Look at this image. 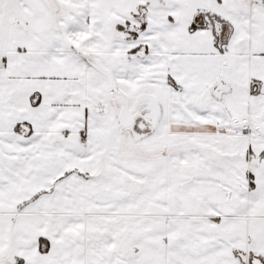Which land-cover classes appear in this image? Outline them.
Instances as JSON below:
<instances>
[{
  "label": "crops",
  "instance_id": "crops-1",
  "mask_svg": "<svg viewBox=\"0 0 264 264\" xmlns=\"http://www.w3.org/2000/svg\"><path fill=\"white\" fill-rule=\"evenodd\" d=\"M210 16L223 42L188 41ZM263 131L264 0H0V264H264Z\"/></svg>",
  "mask_w": 264,
  "mask_h": 264
},
{
  "label": "water",
  "instance_id": "water-1",
  "mask_svg": "<svg viewBox=\"0 0 264 264\" xmlns=\"http://www.w3.org/2000/svg\"><path fill=\"white\" fill-rule=\"evenodd\" d=\"M94 67L100 71L103 75H105L108 78L109 84L111 89L114 93H119L116 81L114 79V76L111 71L108 69L103 68L102 66H99L97 64H94ZM228 90V87H224V85L219 84L215 91L214 95L218 98L222 96V94ZM146 102V106L143 108L144 110L148 111L147 115L143 114L140 110V104ZM161 104L159 100L156 98V96L148 93H142L137 96L133 104L130 106L129 103L124 104L119 113V121H118V127L121 132H127L129 131V128H131L136 121V119L140 116H143L148 122V130L144 132H131V136L135 142L141 141L143 138L154 132L158 126L160 116H161ZM143 114V115H142ZM142 128H144V124L141 125ZM261 259L254 255L251 260V264H261Z\"/></svg>",
  "mask_w": 264,
  "mask_h": 264
},
{
  "label": "rangeland",
  "instance_id": "rangeland-1",
  "mask_svg": "<svg viewBox=\"0 0 264 264\" xmlns=\"http://www.w3.org/2000/svg\"><path fill=\"white\" fill-rule=\"evenodd\" d=\"M254 1H256V0H254ZM217 17V16H216ZM156 19H158V18H156ZM156 21V23L160 26L161 24H162V22H161V20L160 19H158V20H155ZM151 23L152 22H149V24H148V27H147V29L146 30H149L150 28L152 29V27H151ZM160 23V24H159ZM179 23H176L175 25H178ZM224 22H222V21H219V20H217L215 17H213V16H210V17H207V19H206V21H205V24H204V26L205 27H203V26H201L200 24H199V22L198 21H195V19L192 21V23H191V25L189 26V28H188V41H195V40H197L198 38H200V33L203 31V30H205L206 28H209V29H211L212 31H213V33H214V37L216 36V41H218V39L220 38V34L223 32V29H224ZM163 27V26H162ZM165 27V26H164ZM164 27H163V29H164ZM126 29H119V32H126L127 30L128 31H131V30H135V28L134 27H125ZM159 29H161V27H158V30ZM176 29H178V27H175L174 26V31L172 32V35H171V37H172V39L174 38V36L176 35ZM137 34H138V32H137ZM164 34H160L159 36H158V40H161V38H162V36H163ZM144 54V52H141V55H143ZM254 88H255V84H254ZM254 91H255V89H254ZM114 97V100L115 101H117L116 103H117V106H119L120 105V108H121V106H122V104H123V99H122V97L121 96H119V95H114L113 96ZM214 100V99H213ZM215 101V103H218L219 101H217V100H214ZM105 105H103V103H100L99 104V107H104ZM254 132H255V130H254ZM228 161H229V163L230 164H232L231 166H229V165H226V168L227 169H225V173H226V178H224L225 180H227V181H229L230 183L231 182H233L234 180H237V182H241L242 181V183H244V179H245V176L241 173V171L239 170V165H241V164H243V163H245V161H246V154L245 153H242L241 155H237V156H232V158H229L228 159ZM230 169H231V171H230ZM234 172V173H233ZM244 173V172H243ZM231 174H232V177H233V179L230 181L229 179L231 178ZM229 182H226V183H229Z\"/></svg>",
  "mask_w": 264,
  "mask_h": 264
},
{
  "label": "flooded vegetation",
  "instance_id": "flooded-vegetation-1",
  "mask_svg": "<svg viewBox=\"0 0 264 264\" xmlns=\"http://www.w3.org/2000/svg\"><path fill=\"white\" fill-rule=\"evenodd\" d=\"M128 102H129V104L131 106L134 101L132 103H130V101L127 100L126 103H128ZM146 104H147L146 102L141 103L140 104V110L142 111L143 114L147 115L148 111L143 109L146 106ZM143 124L145 125L144 128H142V126H141ZM148 126H149V122L145 118H143V116H140V117H138L136 119V121L134 122L133 126L131 128H129V131H127L126 133H129L131 135L132 131H134V132H144V131L148 130Z\"/></svg>",
  "mask_w": 264,
  "mask_h": 264
},
{
  "label": "trees",
  "instance_id": "trees-1",
  "mask_svg": "<svg viewBox=\"0 0 264 264\" xmlns=\"http://www.w3.org/2000/svg\"><path fill=\"white\" fill-rule=\"evenodd\" d=\"M213 17H215L217 20H219V21H222L221 19H219L218 17H216V16H213ZM223 22V21H222ZM142 27H143V25H142ZM227 28H228V26H227ZM120 29H126L125 27H121ZM137 32H138V29L136 30H131V31H126V32H124L125 34H127L128 36H135L136 34H137ZM227 33H228V29H226V28H224L223 29V32L220 34V38L218 39V41L217 42H219V43H221V40H222V42H223V39L226 37V35H227ZM91 61V60H90ZM119 95H121V96H123L124 98H125V100L127 101L128 100V96L125 94V93H122L121 91L119 92ZM264 132V131H263ZM46 243H45V240H42L41 241V250L42 251H46L47 249H48V247H47V245H45Z\"/></svg>",
  "mask_w": 264,
  "mask_h": 264
}]
</instances>
